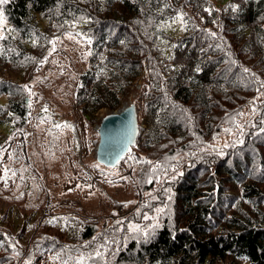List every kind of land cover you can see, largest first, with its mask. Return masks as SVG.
I'll return each instance as SVG.
<instances>
[{
    "label": "trees",
    "instance_id": "1",
    "mask_svg": "<svg viewBox=\"0 0 264 264\" xmlns=\"http://www.w3.org/2000/svg\"><path fill=\"white\" fill-rule=\"evenodd\" d=\"M212 3L9 0L3 6L9 29L0 40V94L6 96L0 124L22 125L26 115L25 99L11 96L3 83L5 68L22 72L24 63H38L50 38L73 25L90 40L88 66L75 90V104L86 117L101 108L119 109L136 79L145 78L144 120L137 110L138 134L128 151L145 154L141 191L153 190L156 178L170 174L157 190L155 205L164 214L147 236L127 235L122 228L118 245L105 254L107 264H237L239 259L264 264V133L258 131L264 106L252 119L257 127H246L242 144L208 145L260 94L264 0ZM181 12L187 21L183 34H166L161 23ZM181 156L189 161L174 175V161ZM96 232V225H86L72 232V241L89 243ZM33 239L54 251L48 262L64 254L50 235ZM35 244L28 251L30 263L47 264L42 257L34 261Z\"/></svg>",
    "mask_w": 264,
    "mask_h": 264
},
{
    "label": "rangeland",
    "instance_id": "2",
    "mask_svg": "<svg viewBox=\"0 0 264 264\" xmlns=\"http://www.w3.org/2000/svg\"><path fill=\"white\" fill-rule=\"evenodd\" d=\"M225 1L228 0H212V4L217 7ZM172 21H166L171 27L163 22L160 28L172 37H179L184 26ZM3 27L5 31L9 29L7 21ZM78 27L51 37L50 40L59 38L56 50L51 51L53 46L49 43L39 62L24 63L22 72L5 68L9 72L3 76V83L11 96L16 94L25 99L26 115L22 125L19 121L15 126L0 124V148L4 149L0 152V177H4L5 168L9 169L6 182L0 179V264H29L28 251L34 249L33 243L38 249L35 262L39 257L40 262L53 260L54 251H48L46 243L40 245L39 240L33 239L43 235L52 236L51 241L59 243L64 252L47 264L65 261L77 264L80 254L87 256L101 244L105 245L101 249L103 258L86 259L84 264H107L105 254L109 247L118 245L116 234L122 228L128 230L127 235L150 234L164 214V208L155 205L157 190L170 174L156 178L153 190L141 191L143 152L132 148L113 167L95 159L98 121L109 111L101 108L86 117L75 104V90L81 72L88 66L90 49L89 38ZM69 33L74 39L67 38ZM45 58L46 62L41 63ZM145 84L143 75L138 77L119 107L134 102L141 113V122ZM5 100V94L1 93L0 104ZM251 101H255L254 105L248 102L240 111L245 115L237 116L236 123L252 121L255 116L251 114L252 107L260 112L264 106L260 94ZM226 129H232L233 134ZM246 131L245 127L244 135ZM241 138L233 122L223 126L208 142L209 149L229 146ZM188 161L186 156L174 161L173 174L181 173ZM158 208L163 212L158 213ZM145 215L150 219H144ZM129 224L139 225L142 231H130ZM86 225L97 228L89 243L72 241V232ZM237 264L246 263L239 259Z\"/></svg>",
    "mask_w": 264,
    "mask_h": 264
},
{
    "label": "water",
    "instance_id": "3",
    "mask_svg": "<svg viewBox=\"0 0 264 264\" xmlns=\"http://www.w3.org/2000/svg\"><path fill=\"white\" fill-rule=\"evenodd\" d=\"M95 159L106 167L115 166L135 143L138 134L137 106L124 103L118 110L107 112L97 127Z\"/></svg>",
    "mask_w": 264,
    "mask_h": 264
},
{
    "label": "snow or ice",
    "instance_id": "4",
    "mask_svg": "<svg viewBox=\"0 0 264 264\" xmlns=\"http://www.w3.org/2000/svg\"><path fill=\"white\" fill-rule=\"evenodd\" d=\"M8 3H9V0H0V40L6 39V37L4 35L5 28L3 27L6 24V18H5V15H4L3 6L7 5ZM236 9H237V6H232V10L233 11H236ZM206 11H209V13H210L211 9H206ZM184 16H185L184 13H182V12L178 13L174 17L172 23H179L182 26H186L187 25V21L184 19ZM74 26L75 25H73V27ZM166 26L167 27H171V24H167V22H166ZM77 35H79V34H77ZM209 35L210 36H214L215 33L209 32ZM67 38L68 39H74V37L72 36L71 33L68 34ZM58 39L59 38L57 37L56 39H53V40L49 41V43L52 44V46H53L52 49H51V51H53V52L56 50L55 45H56V40H58ZM121 43H123V41H121ZM35 44H36V41L33 40V45L35 46ZM3 54H4V50L0 49V55H3ZM44 62H46V58H45L44 61H41V63H44ZM244 72L245 73L249 72V69L245 68ZM24 87L27 89V85H25ZM261 89H264V81H261L260 82V87L257 88V92L260 93V96L264 97V92H261L260 91ZM258 98L259 97H257V99ZM250 103L254 105L255 101H251ZM44 111H47V109H44ZM251 114L252 115H259V111L257 110V108L255 106L252 107ZM236 115L239 116V117H243L245 115V113L239 112ZM233 122L235 123V128L237 130L238 135L241 136V137L244 135L245 127H247V126H251V127H254V128L257 127L256 123H254L253 121H248L246 124H240V123H236L235 119L233 118ZM259 123H260V127H259L258 131L260 133H264V118H262ZM66 126H68V125H66ZM225 131H228L230 134H233V130L232 129H226ZM238 142L242 144L243 140L239 139ZM2 151H4V149L0 148V152H2ZM145 162L148 163V164H152L153 163L150 160L149 161H145ZM158 167H159V165H156V167L153 168V172H155L156 168H158ZM8 172H9V169L5 168L4 169V177H0V179H5V182H6V177L8 175ZM148 182L151 183L152 182L151 179H149ZM148 195H151V194L149 193ZM153 198H155V197H153ZM156 211L158 213L159 212H163V209L162 208H158V209H156ZM144 219H150V218L147 215H145ZM117 223H120V221H117ZM128 227H129V230L132 231V232H140V231H142V229L139 227V225L129 224ZM144 235L147 236V235H149V233L148 232H144ZM103 248H105V245L101 244V245H99L98 248L93 249V252L88 254L87 256H85L83 253L80 254L79 257L77 258V264H84L86 259H94V258H101L102 259L103 258V252L101 251V249H103ZM29 264H30V262H29ZM64 264H68V262L65 261Z\"/></svg>",
    "mask_w": 264,
    "mask_h": 264
}]
</instances>
